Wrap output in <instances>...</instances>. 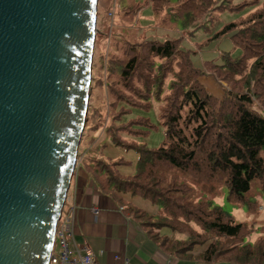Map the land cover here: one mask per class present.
<instances>
[{
	"label": "trees",
	"instance_id": "1",
	"mask_svg": "<svg viewBox=\"0 0 264 264\" xmlns=\"http://www.w3.org/2000/svg\"><path fill=\"white\" fill-rule=\"evenodd\" d=\"M117 1L128 3L126 6H130L131 13L135 12L138 21L140 4H135L133 0ZM147 1L152 20L156 23L151 32L154 28L170 30L179 22L182 31L187 33V28L197 18L202 16V19L219 8L236 10L245 4L233 5L232 0ZM164 3H167L166 7L174 5L173 10L169 13L165 11L157 23L155 17H158ZM124 14L125 19L132 17L129 12ZM210 25L208 28L206 24H199L198 28L203 27L207 33L202 40L209 44L228 35L232 49L218 51L216 59L201 64L202 69L194 67L191 61L190 55L196 50L182 49L178 40L165 37L161 40H156V37L149 40L141 38L140 42L125 44V60L107 58L105 70L108 69L109 75L106 85L116 98L111 101V106L118 101L133 106L149 105L148 99L154 90L160 89L164 65L167 70L174 58L179 69L172 74L177 96L163 113L165 128L161 145L156 149L128 145L133 146L137 154L133 174L117 172L115 165L118 163L115 161L105 162L99 158L88 161L89 158L84 160L83 155L80 161L91 162L94 172L103 174L106 185L112 189L138 195L156 205L159 213L149 218L157 221H148L147 227L150 231L153 228H168L172 235L164 239L176 252L184 253L193 245L210 241L208 232H212L214 239L208 243L200 258L207 262L264 264V240L260 237L254 243L245 241L249 234L245 223L235 222L231 213L211 201H200L191 206L185 195L175 196L179 188L174 178L163 186V170L174 168L202 181L208 192L214 190L212 182L223 184L226 201L240 202L247 210H255L256 203L245 197L252 180L260 182L264 198V116L247 107L252 103L251 96L259 98L264 107V2L257 12L245 19L223 23L215 31H211ZM201 41L191 42L199 48ZM233 49H239L240 53L232 56ZM114 71L118 74L116 81L111 80ZM204 71H211L217 79L225 81L239 76L244 91L231 93L224 90V96L218 101L197 80L205 74ZM253 82L258 86L252 85ZM92 122L96 127V120ZM105 130L113 134L117 128L107 126ZM113 140L118 143L115 137ZM192 222L199 225L202 232H197ZM182 225L187 228L186 235H182Z\"/></svg>",
	"mask_w": 264,
	"mask_h": 264
},
{
	"label": "water",
	"instance_id": "2",
	"mask_svg": "<svg viewBox=\"0 0 264 264\" xmlns=\"http://www.w3.org/2000/svg\"><path fill=\"white\" fill-rule=\"evenodd\" d=\"M97 0H0V264H48L86 122Z\"/></svg>",
	"mask_w": 264,
	"mask_h": 264
},
{
	"label": "rangeland",
	"instance_id": "3",
	"mask_svg": "<svg viewBox=\"0 0 264 264\" xmlns=\"http://www.w3.org/2000/svg\"><path fill=\"white\" fill-rule=\"evenodd\" d=\"M126 1L132 2V0ZM133 1L135 4L141 5L138 21L135 18V12L131 13L130 6H126L128 3H119L117 0H97L96 2V33L92 50L90 94L86 122L78 144L76 160V162L80 161L81 156L85 154V159L99 158L105 162L115 161L118 163L115 165V169L120 174H133L135 170L137 154L134 147L128 145L156 149L164 141L165 126L163 122L165 118L163 113L166 111L169 103L177 96V87L173 85L175 77L172 74L179 69L176 58L170 61L171 66L167 70L164 65V76L162 77L160 89L154 90V94L148 99L149 105L133 106L124 101H118L111 106V101L116 98L109 92L106 85V79H108L107 76L109 75L108 69L105 70L107 58L110 56L111 58L119 57L125 60L126 55L123 53L125 44L140 42L141 38H143L142 40L144 38L149 40L155 37L156 40L164 39V37L168 40H178L180 48L191 51L196 50L195 55L198 58L200 57L199 53L206 52L209 46H214V51L216 50L217 52L227 51L220 44L222 42L221 38L209 44L206 43V40L201 41V39L207 36V33L203 27L198 28L199 24H206L209 28L211 23L210 29L211 31H215L223 23L247 18L250 14L257 12L264 2V0H232L231 4L233 5L240 2H245V4L236 10H229L227 8L223 10L219 8L221 10L212 11L202 19L201 16L191 23L187 28L188 32L184 33L179 22H176V27L170 30L154 28L155 30L151 32L156 23L152 20L149 2L147 0ZM166 4H163L158 17H155L156 22L160 19V16L165 15V11L169 13L173 10L174 5L166 7ZM126 12H129L132 16L130 19H125L124 13ZM188 39L193 42L201 41L199 48H195L196 46L194 47L193 43L189 45ZM239 53V49H233L231 55L236 56ZM194 67L202 69L201 65H195ZM204 72L205 74L199 76L197 80L218 101L224 96V90L231 93H241L244 91L239 76L225 81L217 79L211 71ZM117 78L118 74L116 71L111 73V80L116 81ZM259 84L262 85L260 82ZM252 85L258 86L254 82ZM251 98L252 103L247 104V107L256 110L264 116V107L260 99L255 98V96H251ZM88 110H91V112H88ZM90 113H92L91 116ZM93 120H96V127L94 126L95 122H92ZM107 126L117 128V130L111 134L105 130ZM113 137L117 139L118 143L113 140ZM168 141L167 139L166 142ZM163 173L165 176L163 186L174 178L175 185L179 188L174 193L175 196L185 195L189 202L186 201L191 206L200 201H211L213 204L219 205L225 211L231 213L236 220L235 222L245 223L246 230L249 229V234L245 241L254 243L260 237L264 240V198L263 193L260 191V182L258 180H252L249 190L245 193L247 199L250 198L251 202L256 203L254 206L255 210L250 211L242 206L240 202H227L225 199V187L217 181L211 183L214 187L213 192H208L203 182L195 180L191 174L174 168H166L163 170ZM62 208H65L64 204ZM157 210V213H159L158 207ZM155 220V218L152 219V221L156 222L157 220ZM148 221L151 222L150 218H148ZM191 225L197 232H202L199 225L193 224V222ZM181 228L184 230V234L182 235H186L187 228L184 225ZM208 233H210V239L208 240L212 241L214 235L212 232ZM210 241H207V243ZM52 251L53 253L59 251L57 242H54Z\"/></svg>",
	"mask_w": 264,
	"mask_h": 264
},
{
	"label": "crops",
	"instance_id": "4",
	"mask_svg": "<svg viewBox=\"0 0 264 264\" xmlns=\"http://www.w3.org/2000/svg\"><path fill=\"white\" fill-rule=\"evenodd\" d=\"M221 39L223 48L232 49L228 35ZM187 41L192 45L190 39ZM195 53L190 55L194 66L218 56L214 46L199 53V58ZM84 157L85 154L83 159H88ZM93 168L91 162H76L64 200V207L75 209L69 245H88L93 253V264H234L200 258L207 242L193 245L184 253L176 252L164 239L172 235L168 228L150 231L147 227V217L155 216L157 206L138 195L112 189L106 185L103 174L97 175Z\"/></svg>",
	"mask_w": 264,
	"mask_h": 264
},
{
	"label": "built area",
	"instance_id": "5",
	"mask_svg": "<svg viewBox=\"0 0 264 264\" xmlns=\"http://www.w3.org/2000/svg\"><path fill=\"white\" fill-rule=\"evenodd\" d=\"M75 209L68 206L61 209L60 216L56 222L53 236V245L50 252L48 264H93V253L86 245L78 247L70 246L71 233L74 225ZM54 242H57L59 251L53 253ZM125 262L124 264H126Z\"/></svg>",
	"mask_w": 264,
	"mask_h": 264
}]
</instances>
